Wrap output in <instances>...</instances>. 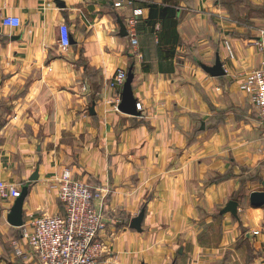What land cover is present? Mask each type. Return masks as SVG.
<instances>
[{
	"label": "crops",
	"instance_id": "0c3cea01",
	"mask_svg": "<svg viewBox=\"0 0 264 264\" xmlns=\"http://www.w3.org/2000/svg\"><path fill=\"white\" fill-rule=\"evenodd\" d=\"M135 8L137 45L119 22L129 31ZM263 31L264 0H0V182L28 186L21 226L16 198H0V264H41L32 221L63 212L66 169L104 191L103 264H264V205L251 203L264 123L240 87L263 67ZM218 57L214 76L203 65ZM121 68L138 115L119 110Z\"/></svg>",
	"mask_w": 264,
	"mask_h": 264
},
{
	"label": "built area",
	"instance_id": "2783aa9c",
	"mask_svg": "<svg viewBox=\"0 0 264 264\" xmlns=\"http://www.w3.org/2000/svg\"><path fill=\"white\" fill-rule=\"evenodd\" d=\"M130 5L135 0H128ZM121 6V2H115ZM139 8L128 20V33L133 45L138 44V27L140 22ZM2 23L6 26L18 27L20 18L5 16ZM264 33V31H263ZM158 41V36H156ZM61 46L70 45L69 29L61 25ZM128 77L126 69H118L112 82L114 87H123ZM241 89L253 95L259 117L264 123V62L263 67L248 72L240 84ZM138 103V109H141ZM61 188L58 197L63 205V212L43 214L32 221L33 232L29 245L34 256L41 264H103L105 245L100 235L106 228L105 215L96 206V200L104 196L102 188H94L87 183L74 180L70 170L66 169L60 178ZM21 195V189L13 183L0 182V198L15 199ZM17 255H25L16 248Z\"/></svg>",
	"mask_w": 264,
	"mask_h": 264
},
{
	"label": "water",
	"instance_id": "95a60500",
	"mask_svg": "<svg viewBox=\"0 0 264 264\" xmlns=\"http://www.w3.org/2000/svg\"><path fill=\"white\" fill-rule=\"evenodd\" d=\"M121 25V32L120 34L122 36L128 35L127 26L122 20H119ZM203 67L212 75H222L225 73L223 70V65L220 61V58L218 57L216 64L214 66H206L203 65ZM134 78V73L132 70L128 72L127 80L123 87L122 92V100L119 105V110L125 113L129 114H139V110L137 109V99L134 96L133 88H132V81ZM38 171L30 178L31 181L38 179ZM28 195V186H25L22 191L21 195L17 197L10 208L9 214H8V221L13 226H21L24 223L23 215H24V202ZM251 203L255 206H262L264 205V192L263 191H257L252 193L251 195ZM237 206L238 203L236 201H230L227 207L224 209V212H232L234 215H237ZM144 212H142L135 220H134V227L137 229H141V220H143Z\"/></svg>",
	"mask_w": 264,
	"mask_h": 264
}]
</instances>
